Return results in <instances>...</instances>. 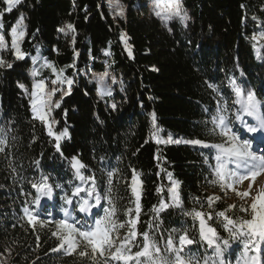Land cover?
<instances>
[{"label": "trees", "instance_id": "16d2710c", "mask_svg": "<svg viewBox=\"0 0 264 264\" xmlns=\"http://www.w3.org/2000/svg\"><path fill=\"white\" fill-rule=\"evenodd\" d=\"M107 1L22 0L7 12L0 0V34L9 38L19 15L26 16L25 59L11 57L7 62L12 67L0 69V127L10 132L0 152V254L10 264H90L87 257L79 256L84 246L66 253L59 249V237L52 235L64 214L62 197L71 196L76 186L87 188L93 182L75 176L73 158L84 165L83 175L94 177L102 196L108 187L107 173H113L112 199L120 222L127 219L126 209L135 207L133 170L139 174L141 232L155 216L162 222L161 231L186 227L190 237L199 240L198 221L184 215L196 209L211 211L209 223L227 238L216 213L224 210L230 216L236 213L247 218L238 209L249 204L231 200L223 185L212 183L215 175L209 165L215 163L214 149L157 143V139L221 142L219 136L209 134L211 124L205 121L217 107L216 90L227 101L230 113L236 111L229 83L233 78L245 92L253 91L264 109V0H182L192 15L187 27L181 22L164 26L148 17L145 0H118L127 6L125 19L113 21ZM69 24L74 32L59 31ZM37 53L41 59L36 68L46 59L74 80L71 94L56 109L59 126L68 129L59 151L44 122L34 116L25 92L33 81L31 57ZM73 64L74 68L69 67ZM108 71L119 78L117 91L101 99L91 74ZM53 77L52 70L45 68L36 79ZM112 103L117 105L115 110ZM168 172L180 182L181 207L169 206L156 213L162 201L171 204ZM41 176L48 177L53 195L41 197L40 204L34 205L38 193L31 185ZM161 186L164 190L158 192ZM80 196L86 198V192ZM80 196L73 197L69 211L75 209L73 214L83 219L76 207ZM209 197L213 198L211 209ZM231 205L237 207L228 211ZM24 207L37 216L35 224L23 213ZM105 207L107 201L102 200L92 210L94 218L102 216ZM120 233L125 234V229ZM190 247L203 254L202 245L194 242ZM239 247L233 243L225 259L235 261Z\"/></svg>", "mask_w": 264, "mask_h": 264}, {"label": "snow or ice", "instance_id": "6c2138e0", "mask_svg": "<svg viewBox=\"0 0 264 264\" xmlns=\"http://www.w3.org/2000/svg\"><path fill=\"white\" fill-rule=\"evenodd\" d=\"M6 11L11 12L14 8L22 3V0H4ZM156 16L167 22L178 18L185 27L190 17L184 12L181 0H155ZM123 16V9L118 13ZM3 13L0 12V18ZM3 28V23L0 22V29ZM67 28L74 32L71 24ZM170 30V29H169ZM59 31L65 32L64 28ZM68 33L65 32V35ZM11 49L14 50L15 59H25V54L21 51L20 43L26 35V26L23 23V17L20 18L15 27L11 29ZM73 42L75 36L72 37ZM255 39V38H254ZM8 48L5 38L0 34V51ZM131 54V53H129ZM41 58L38 56L31 57L33 68V77L41 75V70L48 68L56 73V79L51 81L53 85L46 91L44 79H34L33 91L25 92L30 95V103L34 116L45 123L54 108H59L63 97L71 94L73 78L63 75L64 70L59 71L53 64L46 59L36 68L38 61ZM12 63L6 62L0 58V69L11 68ZM69 67H75L70 65ZM109 73L105 72L100 77L102 85L101 96H111L112 89L107 84L106 79ZM117 83L115 77L111 78V84ZM230 87L234 90L235 100L233 106H237L234 113H230L227 101L220 97L219 90H216V96L219 97L217 107L213 114H210V120L205 121V124H211L209 130L210 135H217L221 138L219 143H207L200 139L191 140H168L157 139V143H187L191 145L201 146L203 148H211L215 150L214 165H209L215 175L212 181L214 184L225 185L232 188L236 184H240L246 180L256 181V178L264 174V151L257 152L253 150V140L250 138L241 139L238 131H233L235 123L239 122L246 134H264V111H262V103L257 99L253 91L245 92L240 85L233 79L230 82ZM67 84V89L63 85ZM122 84V82H121ZM59 85V86H57ZM24 88V85H20ZM213 87V85H209ZM57 92L61 93L60 100H53ZM112 110L117 108L115 103L110 105ZM205 111H207L205 109ZM245 117L252 118L254 123H248ZM153 127L155 128V113H152ZM55 123V121H53ZM159 130H157L158 132ZM48 134L54 136L56 140V150H60V141L62 138L68 137L67 128L54 133L51 125L48 127ZM10 132L5 127H0V152L4 151V146L8 142ZM70 138V137H69ZM14 139V137H13ZM261 141L264 143V135L261 136ZM74 162L71 167L75 169V176L80 181L92 180L90 187L76 186L71 196L65 195L62 197L64 205L62 211L64 218L56 221L57 231H53V236L59 237V249H64L66 253H72L77 250L81 244L83 249L79 251L80 257H87L90 264H264V188L260 189L253 197L250 205L241 204L238 211L246 213L247 218L243 215L233 213L231 216L227 211H219L216 213V219L219 221L222 228L227 232L228 237L224 238L219 235L216 227L211 226L209 221L213 220V213L193 209L185 211L184 215L191 217L192 220L198 221L196 229L199 235V240L194 241L189 235V229L172 228L170 230L161 231L162 222L154 216V219L147 222V229L143 232L139 231L140 224V196L139 189L140 181L138 173L133 170V178L131 182V192L135 196L134 209H126L125 215L127 219L120 222L116 217V209L112 199V175L109 171L108 187L104 196L97 190V185L94 177L85 176L81 173L84 165L79 160L73 158ZM205 164H208V157H205ZM35 164L39 167L40 161L36 160ZM163 170V169H162ZM171 186L168 188L170 193L171 204L161 202V207L155 209V212L169 207H181L179 196L180 182L175 180L171 172L167 173ZM32 188L36 189L38 195L32 201L34 205H39L41 197L51 198L53 195L52 186L48 183L47 176H41L40 180L32 183ZM57 188L62 187L56 184ZM251 188V185H249ZM164 190L163 186L157 189L158 192ZM82 192H86L85 196H80ZM241 199L249 196V191L237 193ZM80 196L76 201V207L80 213L85 215L84 219L78 218L69 208L73 206V197ZM218 199V198H217ZM102 200H106L108 207L103 209V215L99 218H94L90 223L88 217L92 215V210L101 205ZM94 201V202H93ZM199 203V201H197ZM208 207L211 209L213 198L207 200ZM236 205L229 206V210L236 208ZM23 213L32 223H36L37 216L30 212L28 207L23 208ZM42 215V213H37ZM195 227V225H194ZM125 229V234L120 236V230ZM203 246V254L194 252L190 247L193 243ZM233 243L240 245L237 250L236 259L233 261L230 258L225 259V254L229 252ZM133 248L136 250L133 251ZM59 249H53L58 251ZM90 249V252L88 251ZM211 250V254H209Z\"/></svg>", "mask_w": 264, "mask_h": 264}, {"label": "rangeland", "instance_id": "374dc122", "mask_svg": "<svg viewBox=\"0 0 264 264\" xmlns=\"http://www.w3.org/2000/svg\"><path fill=\"white\" fill-rule=\"evenodd\" d=\"M144 2H147L146 4H147V8H148V13H147L148 14V17L157 19L164 26H169L170 24H172L174 22H180V20L178 18H175V19L170 20V21H167V22L163 21L160 17H157L156 14H155V12H156L155 0H145ZM181 3H182V6H183V9H184V12H186L187 15L190 17V19L187 22H190L191 19H192L191 11L188 8H185V6L183 5L182 0H181ZM107 6H108V8L110 10V17L112 18L113 21H119V20H124L125 19V10L127 8V6L125 4L119 2L118 0H108L107 1ZM121 9H123V16H120L118 14ZM21 17H23V23L25 25L26 16H25L24 13H21L19 15L18 19H17V22L13 25V27L16 26V24L18 23V21L20 20ZM64 29H65V32L68 31L67 26H65ZM10 32H11V30H10ZM10 32H9V38H7V37H5L3 35L4 38H5V41L8 44V48L5 49V50H3V51H0V58H3L6 62L9 59H11V57H13L15 59L14 50L11 49V39H12V37L10 35ZM24 39H25V37L23 38V40L20 43L21 51H22V44H23ZM36 56L39 57V56H41V54L40 53H37ZM107 73H109V77L106 79V82H107L108 85H110V87L112 89V93H115L117 91V84L119 82V78H118V76H116L115 74H113V73H111L109 71ZM53 74H54V77L53 78L48 79V80H44L45 81V84H46V91L53 86L51 84V81L54 80V79H56V73L53 72ZM102 74L103 73H93V74H91V79L94 80V81H96L97 84H98V86H99V94H98L99 95V98L101 96V90H102V85L100 83L99 77ZM112 77H115L117 83L111 84V78ZM34 79H36V77L35 78L33 77V81H34ZM233 79L235 80V78H233ZM33 81L31 83L30 87L29 88H26V89H28V92L29 93L33 91V87H32L33 86ZM57 86H59V85H57ZM67 87H68L67 84H64L63 85V88L64 89H67ZM27 95L30 98V95L29 94H27ZM60 97H61V93L60 92H57L55 94V96L53 97V100L54 101L60 100ZM56 109L57 108H54L53 109V111L51 112V115L48 118V122L47 123L44 122V124H45V126L47 128V131H48L49 125H51L53 132L59 134V132L63 131L66 127L65 128H62V127L59 126V120H58V118L56 116ZM262 111H264L263 108H262ZM245 119L250 124L251 123H254V121L252 120V118L245 117ZM53 121H55V123H53ZM236 126H233V131H238L237 129H240L239 135L241 136V139H245V138L251 137L250 139L253 140V150L254 151H257L258 153L261 152V151H264V143H262V141H261V136L264 135V134H261V133H257V134H246V130L242 128V126L239 124V122H238V124H236ZM67 132H68V129H67ZM52 137L55 139L54 136H52ZM62 139H64V138H62ZM138 179L140 181L139 189H140V192H141V180H140V176L139 175H138ZM249 185H251V188H249ZM223 188H224L223 190H224L225 194H227L231 198V200L245 202V203H247V204L250 205V203L252 202V197L260 189L264 188V174H261L260 176H258L256 178V181L246 180V181H244V182H242L240 184L234 185L232 188H229V187H227L225 185H223ZM243 191H249V196L241 199V197L237 193L243 192ZM140 198H141V196H140ZM94 210H97V208H94ZM62 215L63 216L61 218H64V214H62ZM84 217H85V215L82 213L81 218L84 219ZM93 219H94V215L93 214L88 217V220H89L90 223L92 222ZM119 234H120V236H123L124 235L122 233H119ZM81 246H84V245L81 244ZM0 264H10V259L7 258L6 256H3V255L0 254Z\"/></svg>", "mask_w": 264, "mask_h": 264}]
</instances>
